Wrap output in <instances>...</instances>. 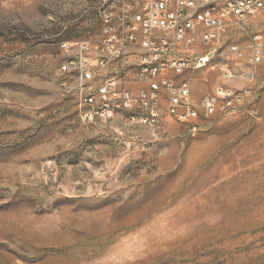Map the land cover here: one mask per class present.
Returning a JSON list of instances; mask_svg holds the SVG:
<instances>
[{
  "label": "rangeland",
  "instance_id": "374dc122",
  "mask_svg": "<svg viewBox=\"0 0 264 264\" xmlns=\"http://www.w3.org/2000/svg\"><path fill=\"white\" fill-rule=\"evenodd\" d=\"M101 5L0 0V264H264V56L255 112L91 118L70 61L100 41ZM252 33L264 49V9L227 48L248 55ZM233 62L177 77L198 100Z\"/></svg>",
  "mask_w": 264,
  "mask_h": 264
},
{
  "label": "built area",
  "instance_id": "2783aa9c",
  "mask_svg": "<svg viewBox=\"0 0 264 264\" xmlns=\"http://www.w3.org/2000/svg\"><path fill=\"white\" fill-rule=\"evenodd\" d=\"M263 9L264 0H102L100 41L80 47L81 52H90L88 57L78 55L70 61L81 80L79 106L86 108L84 115L98 118L127 112L132 122L158 127L165 118L190 122L247 109L264 56L262 36L252 33L248 55L227 48L225 37L229 27H243ZM231 57V68L222 74L227 84L198 100L192 99L187 79H176ZM101 70L106 71L104 78L94 87L92 80ZM236 78L244 84L237 87ZM131 80L145 86L135 93L125 86Z\"/></svg>",
  "mask_w": 264,
  "mask_h": 264
},
{
  "label": "crops",
  "instance_id": "0c3cea01",
  "mask_svg": "<svg viewBox=\"0 0 264 264\" xmlns=\"http://www.w3.org/2000/svg\"><path fill=\"white\" fill-rule=\"evenodd\" d=\"M86 44H88V42H86ZM179 79L180 78L177 77V81H179ZM144 86H145L144 84H140V83H138V82H136L134 80L129 81V82L126 83V87L128 89H130L131 91H133V92H135L136 89L142 88Z\"/></svg>",
  "mask_w": 264,
  "mask_h": 264
}]
</instances>
